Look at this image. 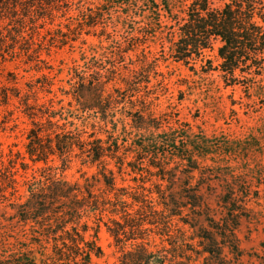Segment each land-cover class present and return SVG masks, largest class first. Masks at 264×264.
<instances>
[{
	"label": "trees",
	"instance_id": "1",
	"mask_svg": "<svg viewBox=\"0 0 264 264\" xmlns=\"http://www.w3.org/2000/svg\"><path fill=\"white\" fill-rule=\"evenodd\" d=\"M218 1L100 0L89 7L87 0H0V70L17 61L40 72L21 87L14 72L0 81V106L16 101L30 122L23 153L0 144V264H98L102 227L118 249L115 264H236L242 213L229 204L236 187L222 165L236 143L156 114L157 98L143 90L153 73L145 44L157 27L175 36L168 58L198 78L215 71L224 87L246 92L264 81V0ZM115 7L108 31L101 20ZM63 8L74 13L73 24L60 21ZM74 28L98 44L71 70L60 98L38 102L37 91L51 84L38 67L39 44L54 32L58 45H69L74 40H61V29ZM129 51L135 60L122 71ZM207 51H215L216 65ZM261 88L247 94L250 101L264 98ZM73 162L94 170L73 181L57 173Z\"/></svg>",
	"mask_w": 264,
	"mask_h": 264
},
{
	"label": "rangeland",
	"instance_id": "2",
	"mask_svg": "<svg viewBox=\"0 0 264 264\" xmlns=\"http://www.w3.org/2000/svg\"><path fill=\"white\" fill-rule=\"evenodd\" d=\"M99 2L100 0H87V6L94 7ZM215 3L220 4L218 0H215ZM110 10L101 20L102 24H107L108 31L111 30L113 19L119 8ZM72 15L74 13L65 8L60 21L67 20L66 22L73 24ZM58 22V19L54 21L55 24ZM157 28L156 38H152L145 44L148 46V48L145 47V51L150 52L149 56L152 60L150 70H153V73H151V82L145 84L143 90L146 95L157 98L154 106L156 114H169L181 122L187 121L200 126L208 136H217L226 142L236 143L235 151L231 147L226 149L229 153L226 151L222 162L223 166L228 167L224 170L227 174V183L235 182L236 187L234 196H230L229 204L235 203L239 212L242 213L236 232L242 255L236 264H264V101H262L264 98L253 97L254 102H252L247 96L255 90L261 91L264 81L255 83V88L252 90L248 88L246 92L242 85L224 87L219 73L215 71H211L206 77L198 78L189 67L168 58L169 40L175 39V36H170L168 28ZM39 30L44 33V29ZM61 30L65 32L61 40L73 39L74 41H70L71 44L58 45L60 33L54 34V32L48 34L39 44L43 62L38 67L45 68L43 73L48 74V80L51 83L49 87L37 91L38 102L41 103L53 97V94L61 97L59 89L68 88L66 80L70 77L71 70L81 68L82 57H90L92 54L90 48L98 44L97 37L81 33L78 28H74L71 32ZM148 30L152 31L150 28ZM82 40H85L84 44L81 43ZM21 47L29 48L26 43H23ZM206 55L212 58L214 65L217 64L215 51H207ZM133 60H135L134 52L129 51L124 58H121L119 67L124 71L132 66ZM15 63L17 68L7 64L5 70H0V81L4 80L7 71L16 74L18 87L23 86L24 83L32 84L40 76V72L37 73L27 66H19L17 61ZM195 68H199L198 63L195 64ZM64 99L66 101V98ZM16 105V101L11 100L5 108L0 106V144L5 152L11 149L13 152L23 153L25 135L30 122L19 114ZM3 118L7 121L6 124L2 123ZM56 165L59 163L56 162ZM40 166H42L40 163L32 165L26 171V175L37 174L36 170ZM93 170L87 167L80 168L79 163L73 162L63 172L57 170V173L73 181L79 179L83 171L91 173ZM231 172L235 176V181L229 174ZM124 177L127 179L124 182L125 185H133L128 180L129 176ZM118 183H120L119 179ZM98 244L103 251V256L95 261L98 264H115L119 252L112 245V239L104 227L98 233ZM200 262L197 261L194 264H200Z\"/></svg>",
	"mask_w": 264,
	"mask_h": 264
}]
</instances>
